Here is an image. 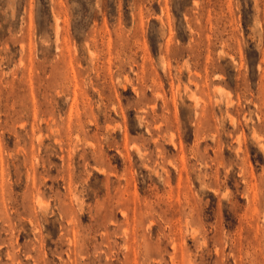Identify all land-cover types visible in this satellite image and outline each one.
<instances>
[{
	"label": "rangeland",
	"instance_id": "374dc122",
	"mask_svg": "<svg viewBox=\"0 0 264 264\" xmlns=\"http://www.w3.org/2000/svg\"><path fill=\"white\" fill-rule=\"evenodd\" d=\"M0 264H264V0H0Z\"/></svg>",
	"mask_w": 264,
	"mask_h": 264
}]
</instances>
